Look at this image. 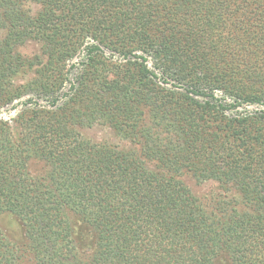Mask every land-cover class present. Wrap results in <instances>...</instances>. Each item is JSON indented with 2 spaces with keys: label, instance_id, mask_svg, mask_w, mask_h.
I'll return each mask as SVG.
<instances>
[{
  "label": "trees",
  "instance_id": "1",
  "mask_svg": "<svg viewBox=\"0 0 264 264\" xmlns=\"http://www.w3.org/2000/svg\"><path fill=\"white\" fill-rule=\"evenodd\" d=\"M0 30V264H264V0H0Z\"/></svg>",
  "mask_w": 264,
  "mask_h": 264
},
{
  "label": "rangeland",
  "instance_id": "2",
  "mask_svg": "<svg viewBox=\"0 0 264 264\" xmlns=\"http://www.w3.org/2000/svg\"><path fill=\"white\" fill-rule=\"evenodd\" d=\"M33 13L36 11L35 7H32ZM4 36V31L0 30V38ZM20 53L23 56L32 57L38 53V46L33 43H28L26 46L20 49ZM79 59H74L73 62L78 61ZM28 75L19 74L16 78V82L22 83L28 80ZM64 91H67V86ZM6 109L0 111V119L8 120L9 118L14 116V111L9 110L10 105L5 106ZM19 109V107L17 108ZM248 112H253L257 110H264V107H255L248 106L245 107ZM81 134L88 140L97 143L108 142L111 144L117 145L119 142L114 137L113 133L105 127L102 126H94L91 128H83L80 130ZM185 184L191 189V191L195 194H203L212 189V185L210 184H202L198 185L193 179L190 177H184ZM0 229L6 234V236L14 241L21 242L23 241V232L20 223L17 219L10 214H0ZM22 264H32L28 259H25ZM224 264V263H219Z\"/></svg>",
  "mask_w": 264,
  "mask_h": 264
}]
</instances>
